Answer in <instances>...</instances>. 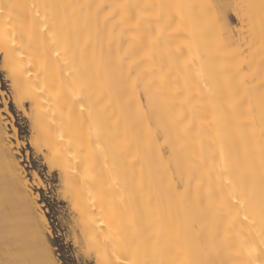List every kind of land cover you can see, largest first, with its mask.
Wrapping results in <instances>:
<instances>
[{"label":"bare ground","instance_id":"6f19581e","mask_svg":"<svg viewBox=\"0 0 264 264\" xmlns=\"http://www.w3.org/2000/svg\"><path fill=\"white\" fill-rule=\"evenodd\" d=\"M0 51L84 259L264 264V0H0ZM1 117L0 264H60Z\"/></svg>","mask_w":264,"mask_h":264},{"label":"rangeland","instance_id":"374dc122","mask_svg":"<svg viewBox=\"0 0 264 264\" xmlns=\"http://www.w3.org/2000/svg\"><path fill=\"white\" fill-rule=\"evenodd\" d=\"M230 19H234V22L232 21L234 25L240 27L239 22L232 14H230ZM2 63L3 53L0 51V115H2L0 117L3 119L2 123L6 124L9 138L7 142L13 144L11 150L20 163L23 176L26 175L27 186L38 203L37 206L41 209L39 212H43L48 220L52 234L47 236L53 245L55 255L61 261L60 264H95L93 260L84 259L85 257L81 256L76 249L70 234L72 226L70 219L72 218L68 211L70 207L67 198H65L66 195H62L64 191L61 186V176L56 168H50L49 163L43 157L44 150L41 152L32 144L30 106L25 102L26 104L23 103L24 107L22 108L21 105L20 109L13 96L8 71Z\"/></svg>","mask_w":264,"mask_h":264},{"label":"snow or ice","instance_id":"6c2138e0","mask_svg":"<svg viewBox=\"0 0 264 264\" xmlns=\"http://www.w3.org/2000/svg\"><path fill=\"white\" fill-rule=\"evenodd\" d=\"M56 55H59V53L57 52ZM245 219H247V217H245Z\"/></svg>","mask_w":264,"mask_h":264}]
</instances>
